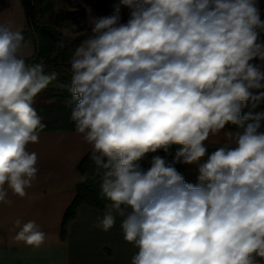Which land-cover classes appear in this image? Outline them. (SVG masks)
<instances>
[{
    "label": "clouds",
    "instance_id": "1",
    "mask_svg": "<svg viewBox=\"0 0 264 264\" xmlns=\"http://www.w3.org/2000/svg\"><path fill=\"white\" fill-rule=\"evenodd\" d=\"M261 32L258 0H118L111 15L89 19L65 103L102 173L96 227L122 218L137 249L130 264L264 262V113L243 112L264 100ZM25 46L22 30L0 23V203L8 205L9 190L23 197L37 179L28 145L46 125L33 105L57 78L43 60L29 63ZM227 125L234 131L210 152L206 142ZM177 163L195 166V183ZM15 226L17 240L44 242L35 221Z\"/></svg>",
    "mask_w": 264,
    "mask_h": 264
},
{
    "label": "crops",
    "instance_id": "2",
    "mask_svg": "<svg viewBox=\"0 0 264 264\" xmlns=\"http://www.w3.org/2000/svg\"><path fill=\"white\" fill-rule=\"evenodd\" d=\"M259 2V0H258ZM118 0H67L73 8H82L87 22L92 17L111 15ZM128 9H121V22L128 19ZM21 0H0V23H10L13 30L28 32L29 20ZM83 33V32H82ZM82 33H74L76 37ZM22 50L27 59L35 56L36 45L25 42ZM256 62V61H254ZM210 137L208 148L219 147L224 133ZM28 151L38 156L37 179L26 195L20 197L9 190L10 205L0 203V264H130L137 251L133 244L124 240L121 231L122 218L117 216L108 231L96 227L105 212L88 204L77 206L76 214L61 233L63 213L76 194L81 182L78 165L91 153V146L74 130L40 132L39 142L29 144ZM149 154L143 161L151 160ZM191 183L196 182V176ZM35 221L45 233V240L38 247L17 240L19 228L15 221Z\"/></svg>",
    "mask_w": 264,
    "mask_h": 264
},
{
    "label": "trees",
    "instance_id": "3",
    "mask_svg": "<svg viewBox=\"0 0 264 264\" xmlns=\"http://www.w3.org/2000/svg\"><path fill=\"white\" fill-rule=\"evenodd\" d=\"M30 24L28 32H23L25 42H33L36 45L35 56L28 60L29 63L40 62L45 63L47 72H55L57 78L48 85V87L35 97L34 108L38 115L42 118V122L46 125L42 132L48 131H71L74 130V123L70 119L71 108L66 106V100L71 99L70 92V58L75 47L87 36V22L82 8L65 7L64 2L67 0H21ZM50 3V4H49ZM258 8L261 20L264 21V0H259ZM45 11H49L53 22L44 23L43 15ZM68 23L69 29L72 25L78 28L72 30L73 33H82L72 39L63 35V33H55L54 28ZM259 31V30H258ZM261 40H264V32L260 33ZM63 41L61 47L59 42ZM264 91V90H262ZM254 94L255 93L254 91ZM244 113L252 112L264 113V100L256 103L247 102V106L243 109ZM262 123V131H264V121ZM234 130V126L227 125L225 129ZM179 146L172 149V156L167 157L171 163L175 156V152ZM217 147L209 148L211 152ZM164 155L162 152L158 153ZM91 153L87 154L78 165V171L81 177H87L85 181H81L76 186V194L63 213L61 233L64 237L67 223L74 218L77 206L80 204H88L92 207L102 209L105 207L106 201L100 198V184L102 173L97 174L95 165L91 158ZM145 169L146 162H140ZM150 167V162L147 168ZM177 170L184 176L186 175V166L181 163L175 164ZM192 167L193 166H189ZM195 169V167H194Z\"/></svg>",
    "mask_w": 264,
    "mask_h": 264
},
{
    "label": "rangeland",
    "instance_id": "4",
    "mask_svg": "<svg viewBox=\"0 0 264 264\" xmlns=\"http://www.w3.org/2000/svg\"><path fill=\"white\" fill-rule=\"evenodd\" d=\"M49 4H50V3H49ZM64 5H65V7H68V4H67L66 1L64 2ZM43 22H44L45 24H46V23H51V22H53V19L51 18V14H50L49 11H45V13H44V15H43ZM65 29H69V27H68V23H67V22L64 23V24L61 25V26H58V27H55V28H54L55 33H58V32H59V33H63ZM73 35H74V33L71 32L70 36H68L67 38L72 39ZM174 147H175V146H174ZM184 166H186V168H187V169H186L185 180H186L187 182H192V181H193L192 178H194V177L196 176L195 169H194L195 166H193V168H192V167H189V166H192V165H184ZM261 264H264V262H261Z\"/></svg>",
    "mask_w": 264,
    "mask_h": 264
}]
</instances>
